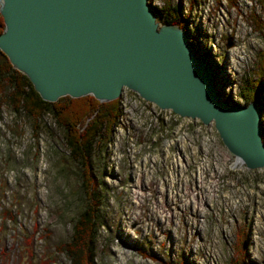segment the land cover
<instances>
[{"label": "rangeland", "instance_id": "obj_1", "mask_svg": "<svg viewBox=\"0 0 264 264\" xmlns=\"http://www.w3.org/2000/svg\"><path fill=\"white\" fill-rule=\"evenodd\" d=\"M169 2L221 99L242 104L246 82L258 91L264 145V0ZM113 100L118 117L101 124L90 155L101 199L94 264H264V169L237 163L212 122L127 88ZM35 123L0 92V264L26 259L23 234L41 264H68L57 248L85 207L62 128L49 115Z\"/></svg>", "mask_w": 264, "mask_h": 264}, {"label": "water", "instance_id": "obj_2", "mask_svg": "<svg viewBox=\"0 0 264 264\" xmlns=\"http://www.w3.org/2000/svg\"><path fill=\"white\" fill-rule=\"evenodd\" d=\"M0 17V52L42 100L107 102L127 88L160 109L212 122L234 158L264 169L257 103L221 99L183 30L159 24L148 0H0Z\"/></svg>", "mask_w": 264, "mask_h": 264}, {"label": "trees", "instance_id": "obj_3", "mask_svg": "<svg viewBox=\"0 0 264 264\" xmlns=\"http://www.w3.org/2000/svg\"><path fill=\"white\" fill-rule=\"evenodd\" d=\"M155 18L162 24H174L181 26V19L176 8L169 0H163L160 9L151 6ZM162 18V19H161ZM2 19L0 17V32L2 30ZM246 80H244V83ZM247 84V82L245 83ZM243 84L239 90V98L243 105L249 101H257L258 91H250L248 85ZM0 92H2L14 113L22 114L34 123L39 121L43 115L49 117L62 128L65 136L68 154L72 161L80 167L81 187L84 191L85 207L77 216L72 225V232L67 241L61 243L57 253L62 254L68 264H94V246L101 224L97 219V212L101 199L97 193L98 183L92 175L90 155L94 148L96 138L99 136L101 124L106 123L108 130L118 117L116 100L101 103L92 96L87 95L79 98L67 96L59 98L56 102L42 100L33 90L28 79L13 69L6 57L0 52ZM92 116L90 119L89 117ZM36 124V123H35ZM87 175V178L85 177ZM84 180H83V178ZM8 210H3V219H11ZM23 238L20 251L25 260H18L20 264H41L32 256L31 235L21 236ZM23 256V255H22ZM183 264V263H182Z\"/></svg>", "mask_w": 264, "mask_h": 264}, {"label": "bare ground", "instance_id": "obj_4", "mask_svg": "<svg viewBox=\"0 0 264 264\" xmlns=\"http://www.w3.org/2000/svg\"><path fill=\"white\" fill-rule=\"evenodd\" d=\"M207 65H208L209 67H211L210 64L207 63ZM210 73H211L212 78H213V88H214L213 90L216 92L217 89H216V85H215V79H214V76H213V73L211 72V70H210ZM216 94H217V92H216ZM235 159H237V158H235ZM238 161H239V160H237V163H238Z\"/></svg>", "mask_w": 264, "mask_h": 264}]
</instances>
